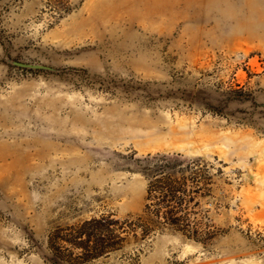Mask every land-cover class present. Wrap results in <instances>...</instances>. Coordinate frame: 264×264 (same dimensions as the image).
<instances>
[{"label":"rangeland","instance_id":"obj_1","mask_svg":"<svg viewBox=\"0 0 264 264\" xmlns=\"http://www.w3.org/2000/svg\"><path fill=\"white\" fill-rule=\"evenodd\" d=\"M159 153L206 243L142 235ZM0 264H264V0H0Z\"/></svg>","mask_w":264,"mask_h":264},{"label":"trees","instance_id":"obj_2","mask_svg":"<svg viewBox=\"0 0 264 264\" xmlns=\"http://www.w3.org/2000/svg\"><path fill=\"white\" fill-rule=\"evenodd\" d=\"M140 161L138 170L148 181L146 216L138 224L142 235L169 230L206 243L208 215L199 217L195 211L203 200L212 197L206 167L200 168V160H189L181 154L159 153ZM103 243L100 239L95 250L101 252Z\"/></svg>","mask_w":264,"mask_h":264},{"label":"water","instance_id":"obj_3","mask_svg":"<svg viewBox=\"0 0 264 264\" xmlns=\"http://www.w3.org/2000/svg\"><path fill=\"white\" fill-rule=\"evenodd\" d=\"M10 63L18 68L21 69H27V70H37V71H47V72H52V73H60L61 70L41 65V64H30V63H22L18 61H10Z\"/></svg>","mask_w":264,"mask_h":264}]
</instances>
